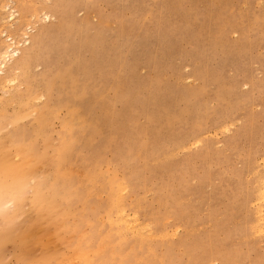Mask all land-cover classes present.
Here are the masks:
<instances>
[{"label": "rangeland", "instance_id": "rangeland-1", "mask_svg": "<svg viewBox=\"0 0 264 264\" xmlns=\"http://www.w3.org/2000/svg\"><path fill=\"white\" fill-rule=\"evenodd\" d=\"M9 1L0 264H264V0Z\"/></svg>", "mask_w": 264, "mask_h": 264}, {"label": "bare ground", "instance_id": "bare-ground-1", "mask_svg": "<svg viewBox=\"0 0 264 264\" xmlns=\"http://www.w3.org/2000/svg\"><path fill=\"white\" fill-rule=\"evenodd\" d=\"M11 2L13 3L14 2V0H10L8 3H6L4 6H5V8L6 9H8L7 10V12H8V15H7V18H9V20L8 21H13L15 18H16V16L18 15V16H20L21 15V13H20V11L18 10V8H17V5L15 4V5H13V4H11ZM66 5V0H45L44 1V3H43V5H42V7H43V14H41L42 16H41V18H42V21H47V19L48 20H50V18L52 17V16H54L53 14H58L59 12H60V10H61V8H63V6H65ZM10 10V11H9ZM35 15H36V13H35ZM40 18V19H41ZM6 20V19H5ZM17 21V20H16ZM4 24V23H3ZM18 24H19V26H18ZM21 24H23V22L21 21V22H19V20L17 21V23H16V26H13L14 25V23H12L11 24V28H13L14 30H16V31H21L22 32V39L20 40V41H17L16 39H15V37L13 36V35H10L9 36V38H7V39H3L2 40V42L0 43V66L3 68V69H5L7 66H9L8 67V71L10 70V71H12V70H15V69H22L25 65H27L29 62H30V59L32 58V56L34 55L33 54V50H34V48L37 46V45H39L43 40H44V38H45V36L47 35V33H48V28L46 27V25H42L43 27L41 28V29H39V31H37V32H35V33H31V34H28L27 32H26V30H28V29H31V27L32 26H28V27H26V28H24V25H21ZM33 30V29H32ZM1 33V32H0ZM2 35V34H1ZM19 44H20V47H19ZM16 74V73H15ZM14 76V75H13ZM16 76V75H15ZM11 80V78L9 79V81ZM17 81V80H16ZM10 84V83H9ZM37 103V102H36ZM34 110V109H33ZM33 110H31V111H33ZM36 110V109H35ZM4 112V111H3ZM195 145V144H194ZM197 145V144H196ZM20 147V146H19ZM22 147V146H21ZM5 149V148H4ZM22 150H24V148L22 149ZM18 152H20V151H17V153ZM20 154V153H19ZM18 155V154H17ZM21 155H23L22 153H21ZM21 157H23V156H21ZM50 157V156H49ZM48 157V158H49ZM19 159V158H18ZM45 160H47V162H48V159H45ZM40 163V162H39ZM49 163V162H48ZM51 163V162H50ZM36 164V163H35ZM38 164V163H37ZM43 164V163H42ZM51 165V164H50ZM26 167H27V165H25ZM43 166V165H42ZM45 166V165H44ZM36 167H37V165H36ZM33 168H35V167H33ZM75 169V168H74ZM73 169V170H74ZM33 171H34V169H33ZM41 171V170H40ZM31 175V174H30ZM28 176V177H30L31 178V176ZM37 175H38V173H37ZM36 176V175H35ZM36 177H38V176H36ZM32 179V178H31ZM35 180H36V178H35ZM28 182V181H27ZM32 182V181H31ZM24 183V179H20V180H18L17 181V185H18V188H20L21 187V185ZM0 185H2V183H0ZM123 189V188H122ZM19 191V190H18ZM119 193V192H118ZM11 197V198H10ZM264 196H262V192H261V194L259 195V199H261L262 201H264L262 198H263ZM8 201L12 204H10L11 206H14L15 205V201H16V203L18 202V200L16 199H12L13 197L12 196H8ZM40 199L41 200H43L44 201V199H43V197L41 196L40 197ZM5 200V199H4ZM259 201V200H258ZM256 202V201H255ZM258 203V202H257ZM28 206V205H27ZM32 206V205H31ZM44 206H45V204H44ZM259 207V206H258ZM13 208V207H12ZM15 208V207H14ZM19 208V207H18ZM28 208V207H27ZM30 208V207H29ZM16 209V208H15ZM14 209V210H15ZM19 210V212L21 213V211H20V209H18ZM34 210V209H33ZM42 210H43V208H42ZM17 211V210H16ZM122 211V210H121ZM18 212V211H17ZM42 212V211H41ZM40 212V213H41ZM120 212V211H119ZM258 212H259V214H260V222H261V225L264 227V206H260L259 207V209H258ZM258 212H257V214H258ZM16 213V212H15ZM35 213V212H34ZM39 213V214H40ZM46 213V212H45ZM121 213H123V211L121 212ZM38 214V216H36L35 214V216H36V218L37 217H39V219H40V215ZM6 216H7V214H6ZM34 216V217H35ZM135 216V215H134ZM136 216H138V215H136ZM33 217V216H32ZM131 217H133V215L131 216ZM15 218V217H14ZM61 218V217H60ZM138 218V217H137ZM17 219V218H16ZM121 221H123V220H125V222L127 223L126 225V227H130L132 224H130V222L128 223V221L122 216L121 218ZM4 220V219H3ZM33 220V219H32ZM135 220V223H136V221H138L139 222V220L138 219H134ZM34 221V220H33ZM23 222V221H22ZM36 222V221H35ZM133 222V221H132ZM131 222V223H132ZM8 223V222H7ZM146 224H148V223H145L144 225L146 226ZM60 225V224H59ZM134 225V224H133ZM144 225H143V223H142V225H140V226H142V227H144ZM25 226V225H24ZM64 226V224L62 225V227ZM149 227V226H148ZM257 227H258V225H257ZM262 227V228H263ZM131 228V227H130ZM132 229H133V227H132ZM264 229V228H263ZM18 230V229H17ZM174 230H176V229H174ZM173 230V231H174ZM261 230V229H260ZM136 231V230H135ZM257 231V230H256ZM256 231H255V233H256ZM258 233L260 232L259 230L257 231ZM74 235V234H73ZM152 236V235H151ZM108 254H111V255H114V253L113 252H110V253H108ZM118 254H119V251H118ZM108 257V256H107ZM17 258V257H16ZM108 258H110V257H108ZM107 260V258L106 257H104L103 258V261H104V264H105V261ZM24 263V262H23ZM30 264V263H29ZM33 264V263H32ZM87 264H90V262L89 261H87Z\"/></svg>", "mask_w": 264, "mask_h": 264}, {"label": "built area", "instance_id": "built-area-1", "mask_svg": "<svg viewBox=\"0 0 264 264\" xmlns=\"http://www.w3.org/2000/svg\"><path fill=\"white\" fill-rule=\"evenodd\" d=\"M6 38H9V35L5 34Z\"/></svg>", "mask_w": 264, "mask_h": 264}]
</instances>
